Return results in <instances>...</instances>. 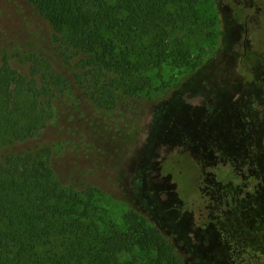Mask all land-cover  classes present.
<instances>
[{"label": "trees", "instance_id": "1", "mask_svg": "<svg viewBox=\"0 0 264 264\" xmlns=\"http://www.w3.org/2000/svg\"><path fill=\"white\" fill-rule=\"evenodd\" d=\"M22 1L36 15L31 29L50 32L60 63L26 44L38 31L0 22V264H199L124 179L147 137V117L182 87L168 72L189 74L186 83L201 67L186 41L202 23L198 0ZM68 103L88 106L81 115L105 146L96 144L98 156L83 154L90 160L79 174L70 140L41 144ZM109 169L116 189V176L124 180L120 197L106 190ZM243 177L214 169L191 200L183 186L178 192L197 225H217L229 264H264L263 215L243 204L257 189L231 184L243 185ZM103 197L124 206L119 221Z\"/></svg>", "mask_w": 264, "mask_h": 264}, {"label": "rangeland", "instance_id": "2", "mask_svg": "<svg viewBox=\"0 0 264 264\" xmlns=\"http://www.w3.org/2000/svg\"><path fill=\"white\" fill-rule=\"evenodd\" d=\"M198 9L202 23L186 41L192 58L201 56V67L186 83L189 74L174 68L168 72L177 87H182L147 117V137L124 179L129 194L182 238L199 264H229L217 225H197L196 213L184 209L178 189L183 186L191 200L203 173L218 169L229 170L234 178L240 174L243 185L238 179L231 184L257 189L246 195L243 204L252 215H263L264 221V0H198ZM35 16L22 0H0V22L28 35L38 31L26 44L46 51L58 65L50 32H41L38 25L31 29ZM68 106L60 111L59 120L43 135L41 144L56 135L70 140L77 146L74 163L79 174L90 160L83 154L89 151L98 156L96 144L105 146L97 129L92 130L95 124L89 125L81 115L89 113L88 106ZM87 137L90 140L80 146ZM103 158L115 162L110 152ZM178 168L185 169L184 177ZM115 180L117 189L112 170L105 172L106 190L120 197L124 180L117 176ZM217 183L222 187L221 176ZM103 202L119 221L124 206L110 197H103Z\"/></svg>", "mask_w": 264, "mask_h": 264}]
</instances>
